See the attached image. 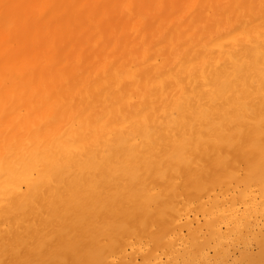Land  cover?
I'll use <instances>...</instances> for the list:
<instances>
[{
	"label": "bare ground",
	"instance_id": "obj_1",
	"mask_svg": "<svg viewBox=\"0 0 264 264\" xmlns=\"http://www.w3.org/2000/svg\"><path fill=\"white\" fill-rule=\"evenodd\" d=\"M4 2L52 7L30 13L29 32L11 50L0 38V264L47 258L46 251H28L44 237L31 226V194L15 191L25 178H34L33 193L46 187L39 182L48 175L91 183L98 166L106 177L132 180L152 145L201 113L238 117L259 152L264 25L258 8L225 5L260 0ZM80 4L107 7H68ZM6 134L14 140L8 162L2 159ZM152 175V183L167 190L171 173L158 158ZM252 187L233 186L234 195L227 185L189 192L182 180L163 202L162 217L148 214L99 258L108 264H260L261 192ZM236 209L257 234L254 242L233 238Z\"/></svg>",
	"mask_w": 264,
	"mask_h": 264
},
{
	"label": "snow or ice",
	"instance_id": "obj_2",
	"mask_svg": "<svg viewBox=\"0 0 264 264\" xmlns=\"http://www.w3.org/2000/svg\"><path fill=\"white\" fill-rule=\"evenodd\" d=\"M50 7L0 0V38L6 45V52L29 32L30 13L35 9ZM68 7L99 10L107 6L80 4ZM225 7L249 11L258 8L264 25V0H260L259 5L251 3ZM88 19L91 22L94 17L90 15ZM72 23L70 18L69 24ZM4 86H9L7 77ZM260 108L264 112V94L260 98ZM13 144L14 140L6 134L2 157L4 162L10 161ZM152 150L151 158L144 162L142 171H138L132 180L117 179L119 173L106 177L102 166H98V179L91 183L84 182L82 178L75 181L57 180L55 176L48 175L39 182L46 187H37L33 193L34 178L20 181L15 191L31 194L29 203L34 216L31 226L44 237L40 243L28 249L29 253L37 255L46 251L47 258L39 261V264H108L99 258L103 251L118 246L124 233L137 223H143L148 214L159 212L162 217L163 202L182 180L189 192L217 185L221 189L227 185L230 193L233 186L237 190L254 191L252 186L258 184L261 192L259 237L264 243V132L257 153L251 131H246L238 117L229 115L218 120L213 114L201 113L195 119H185L183 123L173 125L168 138H161L158 144L152 145ZM157 158L164 172L171 173L167 190L158 189L152 183ZM236 212L237 215L230 221L235 226L233 238L243 236L246 242H254L257 234L251 224L241 218L239 209ZM19 252V248L13 249L14 254L18 255ZM69 256L73 258L69 259ZM17 264L33 262L23 258ZM208 264L214 262L210 260ZM237 264L256 262L241 259ZM260 264H264V260Z\"/></svg>",
	"mask_w": 264,
	"mask_h": 264
}]
</instances>
